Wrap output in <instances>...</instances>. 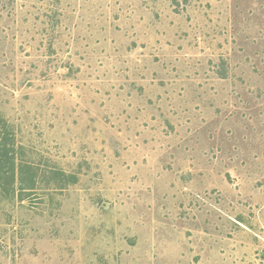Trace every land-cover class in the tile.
I'll use <instances>...</instances> for the list:
<instances>
[{"label":"rangeland","instance_id":"1","mask_svg":"<svg viewBox=\"0 0 264 264\" xmlns=\"http://www.w3.org/2000/svg\"><path fill=\"white\" fill-rule=\"evenodd\" d=\"M0 264H264V0H0Z\"/></svg>","mask_w":264,"mask_h":264}]
</instances>
